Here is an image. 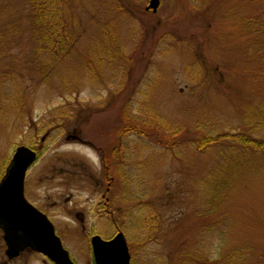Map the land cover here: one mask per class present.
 Segmentation results:
<instances>
[{
  "label": "rangeland",
  "instance_id": "1",
  "mask_svg": "<svg viewBox=\"0 0 264 264\" xmlns=\"http://www.w3.org/2000/svg\"><path fill=\"white\" fill-rule=\"evenodd\" d=\"M45 1L65 51L32 0H0V181L44 146L26 198L76 264L118 232L131 264H264V152L228 139L264 142V0ZM134 116L159 127L122 134Z\"/></svg>",
  "mask_w": 264,
  "mask_h": 264
},
{
  "label": "water",
  "instance_id": "2",
  "mask_svg": "<svg viewBox=\"0 0 264 264\" xmlns=\"http://www.w3.org/2000/svg\"><path fill=\"white\" fill-rule=\"evenodd\" d=\"M160 0H151L147 11L157 13ZM80 140L70 136L67 140ZM38 153L26 146L17 148L0 183V229L4 232L7 256L18 257L25 248H32L54 264H74L49 218L30 204L25 196L29 169ZM95 264H131V254L125 235L120 232L112 240L99 236L91 239Z\"/></svg>",
  "mask_w": 264,
  "mask_h": 264
},
{
  "label": "trees",
  "instance_id": "3",
  "mask_svg": "<svg viewBox=\"0 0 264 264\" xmlns=\"http://www.w3.org/2000/svg\"><path fill=\"white\" fill-rule=\"evenodd\" d=\"M32 5L34 7V22L35 24H38L36 29L40 30L42 32V36H41V41L42 43H45V45L47 46L48 50H53L54 52L59 50V51H65L66 50V46H65V41L63 38V31L61 30V26L59 27L58 22L57 23V17H56V13L53 15L52 11H48V5H47V1L45 0H32ZM56 17V19H55ZM253 25V24H251ZM57 34L60 35V37L57 36ZM58 39V40H57ZM57 40V41H56ZM57 42L60 43V45H57ZM59 46L61 47V49L59 48ZM57 49V50H56ZM67 115V114H66ZM126 119V127L123 130L122 134H128V133H136V132H143L146 135H149L147 132H149V129H153V127H159V123L158 121H154V120H148L146 121V123H142L144 122L142 119H140L139 117L134 116L131 120L128 121V117L125 118ZM180 135L179 131H174L172 134V137H178ZM248 137L249 135H242V136H236V137H229L228 139H231L230 141L235 142L236 144L242 146L245 149H255L258 151H262L264 152V142L263 143H258L256 141L253 140H248L249 138H244ZM168 138V137H167ZM226 138V137H224ZM220 139H215V138H211L210 136H206V135H202L201 140L199 141V146L198 149L200 151L206 150L208 149V147H211L215 144H217ZM198 145V144H197ZM237 258L233 257V260H231L232 264H239L237 262ZM202 263L205 264L206 262L203 261L202 259ZM206 264H211L210 262H207Z\"/></svg>",
  "mask_w": 264,
  "mask_h": 264
},
{
  "label": "flooded vegetation",
  "instance_id": "4",
  "mask_svg": "<svg viewBox=\"0 0 264 264\" xmlns=\"http://www.w3.org/2000/svg\"><path fill=\"white\" fill-rule=\"evenodd\" d=\"M46 141L45 140H42V142L44 143ZM43 149H44V146H41L39 149H37V151L39 152V157H41V154H43ZM113 179H111L110 182H112ZM111 184V183H110ZM109 184V186H110ZM109 190V189H108ZM103 199H106L105 196L103 197ZM108 199H106L107 201ZM2 232V231H1ZM3 233V232H2ZM4 239V238H3ZM5 243V242H4ZM6 245V244H5ZM7 245H6V250H5V259H6V262H8L7 264H11V263H14L16 262L17 260H19L22 256H23V260L25 258H30V257H33L34 260H35V264H54L52 261H50L48 258L44 257L43 255H41L40 253H38L37 251L33 250L32 248H25L23 249V251H21L20 255L18 257H15V258H9V256H7ZM92 250V248H91ZM92 254H93V250H92ZM72 257V256H71ZM73 259V258H72ZM74 261V260H73ZM75 262V261H74ZM76 264V263H75Z\"/></svg>",
  "mask_w": 264,
  "mask_h": 264
}]
</instances>
